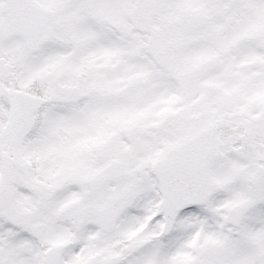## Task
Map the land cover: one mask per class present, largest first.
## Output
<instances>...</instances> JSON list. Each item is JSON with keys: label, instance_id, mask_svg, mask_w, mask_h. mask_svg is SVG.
<instances>
[{"label": "snow or ice", "instance_id": "1", "mask_svg": "<svg viewBox=\"0 0 264 264\" xmlns=\"http://www.w3.org/2000/svg\"><path fill=\"white\" fill-rule=\"evenodd\" d=\"M0 264H264V0H0Z\"/></svg>", "mask_w": 264, "mask_h": 264}]
</instances>
